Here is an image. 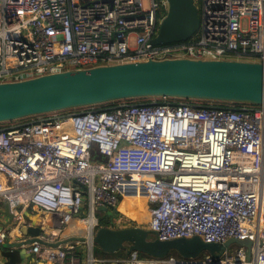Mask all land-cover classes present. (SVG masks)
Segmentation results:
<instances>
[{
  "label": "built area",
  "instance_id": "1",
  "mask_svg": "<svg viewBox=\"0 0 264 264\" xmlns=\"http://www.w3.org/2000/svg\"><path fill=\"white\" fill-rule=\"evenodd\" d=\"M195 4L198 32L155 45L167 0H0V84L149 60L264 64V0ZM164 99L1 124L0 202L21 209L0 247L24 242L21 228L34 225L48 244L69 239L65 231L85 240L23 246L37 264H264V104ZM140 190L152 240L251 247L234 243L235 254L232 244L219 257H96L99 208L117 210Z\"/></svg>",
  "mask_w": 264,
  "mask_h": 264
},
{
  "label": "water",
  "instance_id": "2",
  "mask_svg": "<svg viewBox=\"0 0 264 264\" xmlns=\"http://www.w3.org/2000/svg\"><path fill=\"white\" fill-rule=\"evenodd\" d=\"M167 1L168 12L153 43L167 45L189 41L200 27L195 0ZM145 98L261 105L264 104V64L189 59L149 60L3 83L0 84V125L65 110ZM2 209L0 215L6 217L7 221L0 222V231L12 226L21 206L11 209L5 204ZM111 210L119 214L116 209L99 208L105 214ZM24 214L31 218L29 212ZM110 219H113V215ZM21 232L26 240L8 247L20 248L38 242L57 248L70 242L85 241L71 237L48 244L38 239L41 229L34 225L23 226ZM151 236V232L142 227H101L96 232L94 243L107 254L125 250L127 254L137 252L156 259L169 257L174 252L186 259L197 258L203 252L219 257L216 253L221 255L234 243L247 248L252 245L249 241L237 240H230L223 246L207 244L199 237L160 241L152 240Z\"/></svg>",
  "mask_w": 264,
  "mask_h": 264
},
{
  "label": "crops",
  "instance_id": "3",
  "mask_svg": "<svg viewBox=\"0 0 264 264\" xmlns=\"http://www.w3.org/2000/svg\"><path fill=\"white\" fill-rule=\"evenodd\" d=\"M145 201H146L145 194L142 190H140L133 196H127L122 200L121 204L119 205L117 209L119 211V215L117 216L120 217V213H121L124 216L134 221L146 220L149 216L145 211L146 209V206L144 204ZM122 205L123 208L121 210L120 206ZM134 208H137V210ZM118 217L116 219V217L114 218L113 216V219L110 220L116 222L117 220H119ZM32 220L36 223V219L32 218ZM1 221L6 222L7 218L0 215V222ZM115 222H110V224L113 225ZM71 236L73 235L69 233V235H67L66 237L71 238ZM11 244H12V240H8L5 245L0 247V264H37L35 255L32 252H30V248L8 247V245ZM80 248L83 249V246L81 245ZM118 257H122V256L119 255Z\"/></svg>",
  "mask_w": 264,
  "mask_h": 264
},
{
  "label": "rangeland",
  "instance_id": "4",
  "mask_svg": "<svg viewBox=\"0 0 264 264\" xmlns=\"http://www.w3.org/2000/svg\"><path fill=\"white\" fill-rule=\"evenodd\" d=\"M164 100H165L164 98H145V99H136V100H134V102H148V101L162 102ZM167 100L172 101V102L175 101V102H178V103H180V102H186V100H176V99H170V98L169 99L167 98ZM213 104L214 105H223V104H220V103H213ZM92 159L93 160H99V159H95V153H93ZM4 205H5L4 202H0V209L2 207H4ZM145 206H146V210H147V213H148V216H149L148 206H147V199L145 201ZM122 208H123V205L120 206V209L121 210H122ZM111 215H113L114 218L116 217V219L118 217L112 210L109 212V214H105V213H101V212L98 214L100 220L102 219V221H104V223H106L107 225H111L109 223L110 222V216ZM149 218H150V216L146 220H144V221H134V220H132V219H130V218H128V217H126V216H124L123 214L120 213V217H118V219L120 221L119 220H117L116 222L114 221L115 223L113 225H111V227L112 228H115V229L131 228V227H142V228L147 229L148 228ZM72 230L75 232L74 229H72ZM67 235H69V232L68 231H65L64 234H63V237H66ZM238 248H239V246L237 244H233L231 246V248L229 249L228 254L229 255L235 254V252H236V250ZM94 252H95V256L98 257V258L115 257V256L118 257L119 256V255H116V254L115 255L106 254L101 249H99L98 247H95ZM120 252H121L120 256H122L124 258H128L129 255H130V254H127V252L125 250H121ZM208 253L209 252H203L201 255L202 256H205ZM170 256H175L177 258H183L181 256H178V254H176L175 252L172 253ZM139 257L144 259L147 256H144L143 254L140 253L139 254Z\"/></svg>",
  "mask_w": 264,
  "mask_h": 264
},
{
  "label": "trees",
  "instance_id": "5",
  "mask_svg": "<svg viewBox=\"0 0 264 264\" xmlns=\"http://www.w3.org/2000/svg\"><path fill=\"white\" fill-rule=\"evenodd\" d=\"M108 105H100V106H97L98 108H101V109H105ZM95 159H101V160H104L105 158L101 155H99L97 152H95ZM133 209V208H132ZM137 210V208H134ZM134 211V210H133ZM145 211L147 212V210L145 209ZM119 215V214H118ZM110 223V222H109ZM111 225H107L106 223H104V221H102V219L100 220V228L101 227H110ZM152 237V236H151ZM107 254V253H106ZM121 252H118L116 253V255H120ZM109 255H115V254H109ZM145 256V255H144ZM146 258V257H145ZM148 258V257H147Z\"/></svg>",
  "mask_w": 264,
  "mask_h": 264
},
{
  "label": "bare ground",
  "instance_id": "6",
  "mask_svg": "<svg viewBox=\"0 0 264 264\" xmlns=\"http://www.w3.org/2000/svg\"><path fill=\"white\" fill-rule=\"evenodd\" d=\"M146 198V197H145ZM121 204V203H120ZM145 204V203H144ZM147 213V212H146ZM147 215H148V213H147ZM36 220H37V218H36Z\"/></svg>",
  "mask_w": 264,
  "mask_h": 264
},
{
  "label": "clouds",
  "instance_id": "7",
  "mask_svg": "<svg viewBox=\"0 0 264 264\" xmlns=\"http://www.w3.org/2000/svg\"><path fill=\"white\" fill-rule=\"evenodd\" d=\"M97 247V246H96Z\"/></svg>",
  "mask_w": 264,
  "mask_h": 264
}]
</instances>
